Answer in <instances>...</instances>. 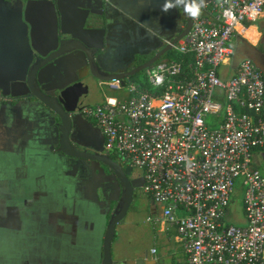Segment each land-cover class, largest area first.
Wrapping results in <instances>:
<instances>
[{
  "label": "crops",
  "instance_id": "0c3cea01",
  "mask_svg": "<svg viewBox=\"0 0 264 264\" xmlns=\"http://www.w3.org/2000/svg\"><path fill=\"white\" fill-rule=\"evenodd\" d=\"M162 3L0 0V264L102 263L107 205L113 198L90 181L84 162L57 151V119L39 101L26 97L28 69L35 53L48 54L59 39L76 38L96 50L102 70H131L164 48L185 25L182 8L164 13ZM253 23L237 28L222 81L233 77L244 59L264 56V27ZM89 78L120 96L114 84L89 73L81 52L60 57L38 74L41 89L53 93ZM73 134L91 150L104 148L102 134L85 117L75 118ZM161 208L152 202L148 218L158 220L153 225L163 241L162 255L168 250L170 264H177L183 259L182 246L174 228L161 219ZM151 250L143 264H163L162 255ZM111 259L112 264L141 261L124 257L120 249Z\"/></svg>",
  "mask_w": 264,
  "mask_h": 264
},
{
  "label": "built area",
  "instance_id": "2783aa9c",
  "mask_svg": "<svg viewBox=\"0 0 264 264\" xmlns=\"http://www.w3.org/2000/svg\"><path fill=\"white\" fill-rule=\"evenodd\" d=\"M206 7L172 46L173 59L124 85L108 82L120 96L80 112L102 134L106 154L142 171V192L162 207L182 246L178 264H264V175L254 164L264 153V77L250 59L227 81L217 74L237 28L264 21V0ZM237 188L242 226L227 220Z\"/></svg>",
  "mask_w": 264,
  "mask_h": 264
},
{
  "label": "water",
  "instance_id": "95a60500",
  "mask_svg": "<svg viewBox=\"0 0 264 264\" xmlns=\"http://www.w3.org/2000/svg\"><path fill=\"white\" fill-rule=\"evenodd\" d=\"M212 1L214 0H205L203 8ZM191 25L192 19L186 16L183 29L170 42V44H167L142 64L125 72H106L102 70L96 58V50L88 47L76 38L59 39L55 48H53L48 54L35 53L34 61L28 69L26 97H31L39 101L44 107L50 110L57 119L59 133L57 151L71 159L83 160L89 163L91 161L98 162L103 168L111 173L113 177L112 182L116 185V190L114 192L117 193V197L110 200L108 205L109 215L107 217V227L103 239V256L101 264H112L111 244L115 236L116 226L125 219V216L131 207L134 192L135 190L142 188L144 179L142 176L135 178L131 177L133 169L129 166L123 167L116 160L112 159L109 154H106L103 147L101 149L91 150L82 144L75 143L76 140L73 139V125L75 118H83L80 110L88 94L85 85L73 83L54 93L46 92L39 86L38 74L44 67L53 63L60 57L70 53L81 52L86 58L89 73L93 77L103 82L119 80L122 85H124L125 80L138 75L145 69L149 68L152 64L160 61L166 53L172 50V46L176 42L187 35ZM250 60H252L256 67L261 70V67L255 58H250ZM103 205H105V203H103Z\"/></svg>",
  "mask_w": 264,
  "mask_h": 264
},
{
  "label": "rangeland",
  "instance_id": "374dc122",
  "mask_svg": "<svg viewBox=\"0 0 264 264\" xmlns=\"http://www.w3.org/2000/svg\"><path fill=\"white\" fill-rule=\"evenodd\" d=\"M253 24L258 28L264 27L263 21L257 20ZM173 58V52L170 51L166 53L161 60ZM227 69L229 71V67L227 65H221L217 70L218 77L223 79V76L225 75L224 73ZM141 76L142 74L139 73L133 77V80H138ZM81 85H85L88 91L82 107L94 106L100 103L105 96H114L116 94V92L105 86H98L96 80L93 78L84 80ZM103 93H105L104 96ZM254 164L264 175V153L256 155ZM101 167L103 168V166L96 161H91L88 167H84V171L89 174L90 181H95L96 184L101 183L102 178L100 176L93 175V173L99 172ZM106 170L103 171L105 174ZM141 173V170L133 169L131 177H138ZM101 186L104 187L103 184ZM135 191L136 196L132 200L131 209L127 212L125 219L116 226L115 239L111 244V255L113 252V257L116 256L117 250L120 249L122 250L124 257H134L137 260L140 259V264H143L142 259L144 258V255L149 253L151 249H156L158 256L162 255L161 243L163 241L161 236L154 230V221H148V216H150L149 209L152 206V201L142 192L141 189H137ZM242 197V191L239 188H237L232 194L229 205V216L227 218L230 224L238 226L245 224ZM158 208L159 206L157 209ZM166 248L167 247L165 246V249ZM164 251L165 255H162L161 262L163 264H170L172 262L170 252L168 250Z\"/></svg>",
  "mask_w": 264,
  "mask_h": 264
},
{
  "label": "clouds",
  "instance_id": "9594fccd",
  "mask_svg": "<svg viewBox=\"0 0 264 264\" xmlns=\"http://www.w3.org/2000/svg\"><path fill=\"white\" fill-rule=\"evenodd\" d=\"M205 5V0H163L161 11L164 13L176 8H182L183 12L191 19H197Z\"/></svg>",
  "mask_w": 264,
  "mask_h": 264
},
{
  "label": "flooded vegetation",
  "instance_id": "af4514ba",
  "mask_svg": "<svg viewBox=\"0 0 264 264\" xmlns=\"http://www.w3.org/2000/svg\"><path fill=\"white\" fill-rule=\"evenodd\" d=\"M263 56V55H262ZM257 63L259 64V66L261 67V69L264 71V56L261 58H258V60H257ZM74 139V138H73ZM75 143H77V144H82V145H84L85 147H87L86 145H85V143L83 142V140H81V139H77L76 140V142ZM79 146V145H78ZM88 148V147H87ZM89 149V148H88ZM77 160V159H76ZM116 160V159H115ZM79 161H82L83 162V160H79ZM85 163V165H86V167H88L89 166V162H87V161H85L84 162ZM87 163V164H86ZM119 163V162H118ZM120 164V163H119ZM123 167H126L125 165H123V164H121ZM100 167V166H99ZM102 168V167H101ZM100 168V170H99V172H97V173H93V175L94 176H100L101 178H102V180H101V183H97L99 186H101L102 184H103V186L110 192V195H109V197L110 198H114V197H117V193H115L114 191L116 190V185L112 182L113 180V177H112V175H111V173H109L105 168H102L101 169ZM106 170V174H105V172H103V171H105ZM139 176H142V175H139ZM138 176V177H139ZM133 178H135V177H133ZM95 185H97L96 183H95V181H92ZM97 185V186H98ZM108 197V198H109ZM108 205H109V202H108ZM107 205V206H108ZM149 259L150 258H148V257H146L145 258V260L146 261H149Z\"/></svg>",
  "mask_w": 264,
  "mask_h": 264
},
{
  "label": "trees",
  "instance_id": "16d2710c",
  "mask_svg": "<svg viewBox=\"0 0 264 264\" xmlns=\"http://www.w3.org/2000/svg\"><path fill=\"white\" fill-rule=\"evenodd\" d=\"M129 79H133V77H131V78H129ZM31 99H32V98H31ZM59 154H61V153H59ZM61 155H63V154H61ZM63 156H64V155H63ZM110 156H111V155H110ZM111 158L114 159V160L116 159L114 156H111ZM135 196H136V191L134 192L133 199L135 198ZM130 209H131V207H130ZM130 209H129V210H130Z\"/></svg>",
  "mask_w": 264,
  "mask_h": 264
}]
</instances>
